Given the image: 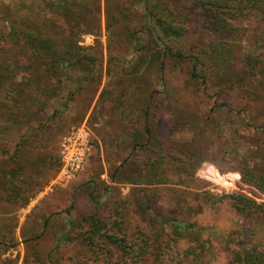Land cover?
Wrapping results in <instances>:
<instances>
[{"label": "rangeland", "instance_id": "374dc122", "mask_svg": "<svg viewBox=\"0 0 264 264\" xmlns=\"http://www.w3.org/2000/svg\"><path fill=\"white\" fill-rule=\"evenodd\" d=\"M147 2L179 29L167 44L184 57L163 69ZM232 23L226 33L190 0H0V97L14 85L32 98L1 119L0 264H185L194 248L202 264H228L264 248V189L243 179L264 173V22ZM13 24L52 39L60 64L47 70ZM153 90L172 94H156L150 133ZM83 125L85 166L60 181L61 142ZM236 196L252 202L239 209ZM178 219L199 240H171Z\"/></svg>", "mask_w": 264, "mask_h": 264}, {"label": "trees", "instance_id": "16d2710c", "mask_svg": "<svg viewBox=\"0 0 264 264\" xmlns=\"http://www.w3.org/2000/svg\"><path fill=\"white\" fill-rule=\"evenodd\" d=\"M47 2L49 6H52V0H44ZM192 3L196 4L199 8L204 10L206 17L211 23H214L217 27H222L225 29L226 33H233L234 31V25L232 23V20H237L242 17H247L251 15H256L260 21L264 22V0H190ZM157 7H151L149 3H146L147 6V14L152 17V26H148V29L150 30L151 34L153 36V40L155 43H157L160 48L156 52V48H154L152 53V61H159L160 62V69L165 65V62L167 59H178V57H184V55L179 52L178 50H175V48L169 44H167V41H170L172 38H175L178 33L179 29L172 25L170 23V18L167 16L168 13H170V10L165 7H161L158 4H155ZM171 14V13H170ZM173 15L176 17L177 15L173 11ZM158 33V36L160 39L164 40V42L167 44L166 48H163L157 40V36H155V32ZM9 36L11 39H13L15 42H20L21 40L24 41L25 44L29 46H34V51H38L40 56H47L49 61H46L47 64V70L52 71V64L53 65H59L60 60L63 58L56 55V49L53 50L52 48V39L42 37L40 34L35 32H29L23 29H20L17 24L12 25V29L9 32ZM3 40V33L0 31V44ZM0 46V50H1ZM198 60H196L197 63ZM63 63V62H62ZM248 68L251 70L252 67L248 66ZM197 69V68H196ZM248 71H244L246 73ZM193 75L197 76L194 72ZM219 76V73L217 74ZM8 80L7 76L3 74L2 71H0V94L3 93V86L4 82ZM233 80V79H232ZM233 82H237L234 81ZM164 84V83H163ZM10 89L6 90V95L4 98L0 97V130L2 127V118H11V116L15 115L18 111L23 110V101L26 99H32L31 96L27 93L26 87H15L14 85L10 86ZM158 91V92H157ZM165 93L169 97L172 93L171 91L167 92V90H153L149 93L147 96L146 101V108H145V115L148 119V125H147V131L151 133L152 131V125L150 123L152 122V112H151V105L157 101L156 94L159 93ZM164 94V95H165ZM22 112V111H21ZM150 119V123H149ZM12 126H17L18 130H20L24 125V121L22 119L18 118H12ZM136 147V143L134 146H132V150ZM2 146L0 145V153L2 151ZM3 166L2 161L0 160V177L5 173V169ZM244 174V181H247L249 183H253L258 185L261 189H264V173L259 172L256 169H246L243 170ZM12 175H15V173H12ZM2 185L5 184V182H1ZM246 202H252L248 200V198L244 196H236L234 205L239 208L243 209L245 208ZM248 207V204H246ZM172 228V237L173 239H182L188 234H190L193 239L199 240L198 234L193 230V228L190 227V224L183 220H175L171 224ZM188 233V234H187ZM92 235L89 236V238H92L95 234V231L91 233ZM112 238L115 242L119 243L120 239L118 236L113 235ZM194 248V247H193ZM203 252V248L198 251L196 248L194 249H188L186 252V257L191 258L193 260L185 263V264H202L199 261V257H201V253ZM146 252L144 251V248H141L138 251V256H144ZM195 258H199L197 261ZM228 264H264V248H261L257 245H253L250 247H245L242 249H238L233 253L232 259Z\"/></svg>", "mask_w": 264, "mask_h": 264}, {"label": "built area", "instance_id": "2783aa9c", "mask_svg": "<svg viewBox=\"0 0 264 264\" xmlns=\"http://www.w3.org/2000/svg\"><path fill=\"white\" fill-rule=\"evenodd\" d=\"M90 129L83 125L74 129L61 142V167L58 174L60 181L67 182L80 172L91 151Z\"/></svg>", "mask_w": 264, "mask_h": 264}, {"label": "bare ground", "instance_id": "6f19581e", "mask_svg": "<svg viewBox=\"0 0 264 264\" xmlns=\"http://www.w3.org/2000/svg\"><path fill=\"white\" fill-rule=\"evenodd\" d=\"M219 176L221 177V181L223 182L224 181L223 177L221 175H219Z\"/></svg>", "mask_w": 264, "mask_h": 264}]
</instances>
